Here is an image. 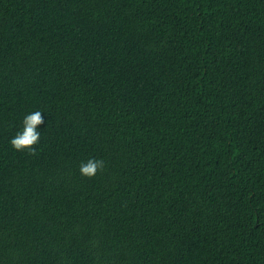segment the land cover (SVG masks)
<instances>
[{"label": "trees", "instance_id": "trees-1", "mask_svg": "<svg viewBox=\"0 0 264 264\" xmlns=\"http://www.w3.org/2000/svg\"><path fill=\"white\" fill-rule=\"evenodd\" d=\"M0 264H264V0H0Z\"/></svg>", "mask_w": 264, "mask_h": 264}, {"label": "clouds", "instance_id": "clouds-1", "mask_svg": "<svg viewBox=\"0 0 264 264\" xmlns=\"http://www.w3.org/2000/svg\"><path fill=\"white\" fill-rule=\"evenodd\" d=\"M41 124H43L41 111L37 110L27 114L23 119L22 131L18 132L10 141L13 149L18 152L27 151L31 155H36L34 146L40 140L37 127ZM103 168L104 161L102 159L91 158L80 164L79 171L81 176L91 179Z\"/></svg>", "mask_w": 264, "mask_h": 264}]
</instances>
